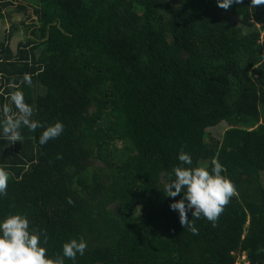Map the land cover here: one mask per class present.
<instances>
[{"label":"trees","instance_id":"16d2710c","mask_svg":"<svg viewBox=\"0 0 264 264\" xmlns=\"http://www.w3.org/2000/svg\"><path fill=\"white\" fill-rule=\"evenodd\" d=\"M34 1L0 0V106L19 89L33 119L64 130L45 145L42 129L0 136V217L46 230L53 259L83 237L76 264H235L243 253L264 264V5ZM180 151L194 166L218 158L238 192L215 227L195 220L196 235L169 208L181 196L163 189Z\"/></svg>","mask_w":264,"mask_h":264},{"label":"clouds","instance_id":"9594fccd","mask_svg":"<svg viewBox=\"0 0 264 264\" xmlns=\"http://www.w3.org/2000/svg\"><path fill=\"white\" fill-rule=\"evenodd\" d=\"M241 0H216L219 8L227 10ZM252 6L264 5V0H250ZM22 84L31 85L32 78L23 74ZM10 104L0 106V136L11 143L22 140L21 129L27 128L35 133L42 129L38 143L45 145L49 140L59 137L64 125L60 121L45 125L33 119V107L25 102L23 91L17 89L9 94ZM59 155L57 159H60ZM178 164L162 180L164 192L168 197L181 196L169 204L170 210L178 213L180 224L193 235L198 234L195 220L201 217L216 226V222L232 197L238 195L234 183L226 176L224 166L218 158L211 160V166H194L192 156L180 151ZM9 174L0 168V197L5 196ZM69 204L73 203L68 198ZM191 217L188 218V212ZM43 237V239H41ZM48 236L46 230L30 228V221L25 214L10 213L0 217V264H65L71 260L76 264L77 256H83L88 247L83 237L69 238L61 245V254L55 259L47 255ZM264 252V248L258 249Z\"/></svg>","mask_w":264,"mask_h":264},{"label":"rangeland","instance_id":"374dc122","mask_svg":"<svg viewBox=\"0 0 264 264\" xmlns=\"http://www.w3.org/2000/svg\"><path fill=\"white\" fill-rule=\"evenodd\" d=\"M26 5H28V6H35V4H36V2L34 1V0H22ZM14 19V21L13 22H16V23H19V21L21 20V17L20 16H18V17H15V18H13ZM11 23H12V21H10ZM10 24V23H9ZM9 24H7V23H5V25L3 26L1 23H0V37H1V35L3 34V33H1L3 30H6L8 27H9ZM18 27H19V30H20V32L18 33V35H16L15 37V39H13V41H12V45L15 47V45L17 44V42H19V41H21V40H24L23 38H24V31H22V29L24 28L22 25H18ZM24 30V29H23ZM17 33V32H16ZM251 127H254L255 125H250ZM225 126H223V127H220L217 131H210L212 134H215V136H217V137H219L221 134H222V132H224V130H225V128H224ZM89 163H91V165H93L94 167H101L102 166V164H101V162H99L98 160H90L89 161ZM260 176H261V182H262V184L264 185V172L263 173H261L260 174ZM235 264H249L247 261H246V256H245V254L243 253V254H240L239 255V257H238V259H237V261H236V263Z\"/></svg>","mask_w":264,"mask_h":264}]
</instances>
